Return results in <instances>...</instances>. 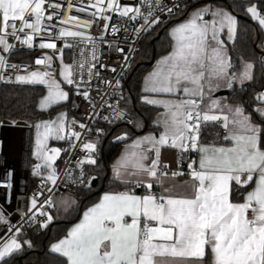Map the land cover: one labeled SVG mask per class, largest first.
<instances>
[{
	"label": "snow or ice",
	"instance_id": "6c2138e0",
	"mask_svg": "<svg viewBox=\"0 0 264 264\" xmlns=\"http://www.w3.org/2000/svg\"><path fill=\"white\" fill-rule=\"evenodd\" d=\"M46 3L52 9L63 7L51 0H0V52L12 54L15 45L9 42L10 38L31 48L36 36L55 27L53 17L61 13L48 11ZM67 7L70 11L74 5L68 3ZM87 7L95 9L93 19L61 16L56 39L64 41L66 48L73 47L67 38H79V43L92 44L91 61H97V39L111 47L113 42L106 39L105 33L110 27L113 35L119 31L115 24L110 25L108 13H118L132 21L143 19L144 24L136 29L139 34L141 29L154 30L165 22L156 14L157 9L166 18L174 9H187L188 2L177 0L168 6L163 0H155V3L141 0L132 7L121 5L119 0H94V3L89 0ZM142 7L147 8L146 13ZM78 10L83 12L86 8ZM246 14H250L264 32V13L256 3L246 6ZM97 18L104 21L98 38L79 30L91 28L98 22ZM67 24L74 25L77 30L64 27ZM225 30L228 40L234 41L238 19L227 8L210 0L169 25L170 51L159 57L144 76L139 97L142 103L157 110L153 121L156 131L135 139L128 132L115 137L118 142L131 140L125 143L112 165L110 183L122 185L123 189L102 191L97 201L83 211L78 222L51 244L50 251L58 254L60 264H264V90L254 97V111H248L243 104H231L213 97L214 91L234 90V84L243 86L255 78L253 62L241 57L239 66L233 64L225 40L221 38ZM39 47L54 50L52 54L35 59V64L43 65L44 69L14 77L16 83L45 86L47 91L39 100L38 108L48 110L69 102L71 88L65 90L63 84L74 86L75 94L91 104V81L101 74L95 64L86 61L85 50L81 49L79 62L74 59L68 64L63 59V48L57 49L55 41L41 42ZM115 50L125 51L120 47ZM128 51L132 49L129 47ZM57 58L62 81L54 75L57 69L53 68V62ZM122 59L128 62L126 55ZM261 64L264 65V57ZM99 66L108 68L103 63ZM20 67L0 55V81L12 82V75L6 74L8 69ZM23 67L27 69L26 65ZM111 71L116 69L113 67ZM122 79L121 74L114 84L112 80L100 82L111 86V95H115L122 90ZM120 99L124 97L121 95ZM116 104L113 108L109 103L110 115L101 118L109 124L121 119L133 123L127 119L126 110L119 107V101ZM95 107L92 104V108ZM76 124L80 129L92 130L75 119L69 124L64 111L54 119L34 124L33 155L42 163L34 166L33 173L41 175L39 170L43 167L47 170V181L54 186L58 178L54 163L61 151L66 150L49 149L48 140L67 139L69 146L75 147L72 138L79 140L82 134L74 130ZM207 126L222 129L210 143L201 140L202 130ZM137 127L142 125L137 124ZM95 131L97 139L83 142L81 149L85 155L74 160L79 176L67 172L69 182L79 183L88 190L95 177L89 176L85 181L84 165L98 164V140L104 134L103 128ZM163 149L175 150L176 169L162 161ZM177 177L185 179L178 182ZM136 188L144 191L137 193ZM52 203L49 197L37 208V200L32 198L28 211L36 208V212L29 219L40 228L48 227L53 217L44 210V205L52 206ZM60 203L67 211L76 201L66 198ZM36 213L46 219H37ZM0 223L8 224L2 213ZM21 235V227L14 230L8 227L7 234L0 237V264H9L24 245L32 246L31 241L22 240Z\"/></svg>",
	"mask_w": 264,
	"mask_h": 264
},
{
	"label": "built area",
	"instance_id": "2783aa9c",
	"mask_svg": "<svg viewBox=\"0 0 264 264\" xmlns=\"http://www.w3.org/2000/svg\"><path fill=\"white\" fill-rule=\"evenodd\" d=\"M52 3H59L63 7L62 9H52L48 8V4H45V7L48 8V11H58L63 15H75L80 20H89L93 19L92 13L95 11L94 8L87 7L89 4V0H51ZM94 3V0H92ZM155 3V0H152ZM177 2V0H163V3L171 6L172 3ZM179 2L183 3L185 0H179ZM188 8L182 9L181 11L173 10V14L170 17L164 16L159 9H157L156 14L161 15L162 19L165 20V23H168L173 16L178 15L182 12L189 10L190 8L202 4L206 2V0H187ZM212 3H222L226 5L230 9L229 3H256L261 9H264V0H210ZM68 3L74 5L73 9L68 10ZM121 5H128L135 7L141 3V0H119ZM81 7H85L86 10L81 12L78 9ZM231 10V9H230ZM142 11L147 12L146 7H142ZM263 13V12H262ZM111 16V20L109 21L110 25L115 24L119 29L114 35L112 34L111 27L105 33L106 39L108 41L113 42L111 47H109L108 43H101L99 39H97V43L95 45L98 60L91 61V53L90 49L93 47L92 44H83L79 43V38H67L68 42H70L73 47L66 48L64 47V41L56 39V33L61 26L59 21L61 16H54L52 23L55 27L50 28L49 30L43 31L41 35L36 36L33 42V46L29 48L27 45H22L19 41L14 39H9V42L15 45L13 49V53H20L24 56V59H11L12 56L8 53H5V56L8 57L9 62L12 64L21 65L18 70L8 69L6 74L12 75L13 81L10 83H16L14 77L16 74L25 75L27 71L31 70H43V65H36L35 59L41 57L45 54H52L54 50L52 49H41L39 44L41 42H49V40H53L57 44V49L63 48V59L65 63L71 64L75 59L79 62L81 56V49H84V57L86 61H90L91 63L96 65V68L100 72V77H93L91 81L90 88V97L91 104L88 101L84 100L83 97L75 94L74 86H69L72 92L71 104H70V112L72 114V118L68 119L67 122L70 124L73 119L78 122H83L92 129L88 131L87 129H80L79 125L76 124L73 126L75 131H80L81 137L79 140H75V147H70L68 144V149L65 155H63L60 159V163L57 169L58 178L56 180L55 186L47 181L46 176L42 175H33L31 174V168L29 164V139L28 144L25 150H22L19 143L11 138L7 140L5 144L3 137L0 134V213L4 215L8 224L0 223V237L7 234V228L12 227L13 230L16 227H21L22 234L27 231V229L33 225H38L33 223L29 217L33 212H36V208L32 209V212H29L28 209L31 207V199L35 198L37 200L36 207L39 208L40 205L47 199L53 197L56 194H63L70 197H74L79 189H87L83 185L76 183L73 184L68 181L67 172H73L74 176H79V168L76 167L74 160L77 158H83L85 152L81 149V144L88 140H96V128H104L113 126L116 124H129L125 119H121L114 123H107L101 117L109 116L111 109L108 108V104L110 103L113 108L117 106L116 102L119 101V107L121 108L122 103L125 99V89L128 76L130 75V71L132 68V61L141 50V44L144 37L147 35L143 29L140 30L139 34H137L136 29L139 28L140 25L144 24L143 19H137L136 21L129 20L127 18H122L118 13H108ZM131 15V13L129 14ZM97 23L93 24L91 28L87 29H79L90 33L94 37H99L100 33L103 29L100 27L104 23V21L99 20L97 18ZM72 30H77L74 25L67 24L64 25ZM147 27V25H145ZM27 31V30H26ZM20 35H23L21 33ZM117 47L123 48L125 51L123 53L117 52L115 49ZM129 47L132 49L131 52L128 51ZM128 57V62L122 59L123 56ZM108 65V68H100V64ZM26 65L27 69L23 66ZM124 65V67H121ZM130 65V66H129ZM59 67V59H54L53 68L58 69ZM115 68L116 71L112 72L111 68ZM123 76L122 79V90L115 95H111L112 87L101 83V80H112L113 84L115 82V78H119ZM56 75V73H54ZM85 79H87V63L85 65ZM6 83L4 81H0V84ZM9 83V82H7ZM82 90L83 86H82ZM123 96L124 99H120V96ZM92 104L96 107L92 108ZM99 114V115H97ZM127 119L132 120L131 116L127 114ZM205 129V128H204ZM204 129L202 130L201 140L202 142H213L212 139H204ZM222 132L221 129L219 131ZM103 140V135L100 136L98 140V147ZM187 164V154L185 155V163L184 170L186 171ZM176 163L173 169H176ZM84 179L87 181L89 176H94L95 179L92 181V186L95 185L98 181V175L96 172L92 170L91 165H84ZM185 178V177H181ZM51 189V191H49ZM138 191L142 193L144 190L142 188H138ZM37 193H42L41 195H36ZM53 202V201H52ZM51 207L47 204L44 205V210L50 214ZM37 219L44 220L46 217L40 216L39 213H36Z\"/></svg>",
	"mask_w": 264,
	"mask_h": 264
},
{
	"label": "trees",
	"instance_id": "16d2710c",
	"mask_svg": "<svg viewBox=\"0 0 264 264\" xmlns=\"http://www.w3.org/2000/svg\"><path fill=\"white\" fill-rule=\"evenodd\" d=\"M229 5L231 11L238 19V30L233 43L228 47V55L232 58L233 64L237 66H239V58L241 57L244 60L253 62L255 65V78L243 86L234 84V90H229L227 96L232 101L243 104L248 111H254L256 107L255 94L264 87V65L261 64V59L264 57V48L261 53L253 43L255 35H257L256 44L262 48L260 46L261 33L257 31L255 25L246 15L244 11L246 3L231 2ZM186 12L175 15L168 23L150 30L142 40L141 50L132 61V68L126 83L125 99L121 105V108L125 109L126 113L131 116L133 123L116 124L103 128V140L100 147H98L96 156L98 164L92 166V170L98 175L97 183L91 187V190L79 189L74 196L76 204L65 215L53 218L48 227L40 228L39 225L29 227L21 235V238L31 241L32 246L24 245L23 250L15 254L9 264H60L58 255L49 251V244L64 236L67 228L79 219L82 210L95 202L102 191L117 189V185L110 183L108 174L109 160L117 153L123 143L116 141L115 137L123 132H128L132 138L152 130L150 120L157 110L139 101L140 77L156 56L169 50L170 40L167 35V29L172 22L181 19ZM10 58L22 60L24 56L20 53H13ZM43 90L44 88L41 85L10 82L0 84V121L8 120L12 122L21 120L28 125H33L40 120L51 119L60 110H64L67 113V117L72 118L70 112L71 91L69 102H63L60 106H53L48 110H39L36 103ZM137 124L142 125V127H137ZM219 131L220 128L207 126L204 129L203 137L214 141L216 133ZM51 145L60 146L64 150L67 148L66 141L50 143ZM66 152L67 150L63 152L62 156ZM29 164L30 167H33L31 160Z\"/></svg>",
	"mask_w": 264,
	"mask_h": 264
},
{
	"label": "crops",
	"instance_id": "0c3cea01",
	"mask_svg": "<svg viewBox=\"0 0 264 264\" xmlns=\"http://www.w3.org/2000/svg\"><path fill=\"white\" fill-rule=\"evenodd\" d=\"M214 4H217L218 6H220V7H225V8H227L229 11H231L226 5H224V4H222V3H214ZM199 5V4H198ZM198 5H196V6H198ZM192 10V8H190L189 10H187V12L188 11H191ZM187 12L184 14V16L181 18V19H179V20H182V19H184L185 18V16L187 15ZM232 12V11H231ZM233 13V12H232ZM235 15V14H234ZM236 16V15H235ZM179 20H176V21H174V22H172L171 24H174L175 22H177V21H179ZM167 35H168V32H167ZM256 36V35H255ZM168 37H169V35H168ZM222 39H224L225 40V43H226V50H227V53H228V47L233 43V41H229L228 40V38H227V34H226V30H225V33L224 34H222V37H221ZM235 39V38H234ZM169 40H170V37H169ZM170 44H171V40H170ZM168 51H170V47H169V50ZM167 51V52H168ZM167 52L166 53H164V54H161V55H159V56H156L153 60H152V62H151V65L141 74V77H140V81H139V91H140V95L142 94V92H141V89H142V86H143V78H144V76L148 73V72H150L151 70H152V68H153V66L155 65V62H156V60L157 59H159V57H161L162 55H165V54H167ZM0 55H5V53H3V52H0ZM56 76V75H55ZM56 78H57V76H56ZM58 80V79H57ZM247 83V81L245 82V84ZM237 84V83H236ZM244 84V85H245ZM64 85H66V84H64ZM65 90H67V89H69V86L68 85H66L65 87ZM230 89H227V88H221V89H219V90H217V91H214L213 93H212V95H213V97H219V98H221V99H223V100H225L227 103H231V104H238L237 102H234V101H232V99L230 98V97H228L227 96V92L229 91ZM225 92V93H224ZM140 95H139V97H140ZM139 101H140V99H139ZM38 102H39V98L37 99V103H36V106H37V108H38ZM141 102V101H140ZM63 103V102H62ZM142 103V102H141ZM144 104V103H143ZM146 105V104H145ZM149 106V105H148ZM152 107V106H151ZM39 109V108H38ZM40 110V109H39ZM61 111H64V110H60V111H58V112H56L53 116H52V118L51 119H54L55 118V116L59 113V112H61ZM65 112V111H64ZM156 117H157V112L154 114V116L151 118V120H150V125H151V127H152V130H150V131H146V132H143V133H141V134H138V135H136V136H134V137H132V139H135L137 136H140V135H144V134H147L148 132H152V131H156V128H155V126H154V124H153V121L156 119ZM46 120H49V119H46ZM67 120H68V117H67ZM41 121V120H40ZM34 125V124H33ZM29 126H31V125H29ZM14 131H15V140L19 143V145H20V147H21V149L22 150H25L26 149V147H27V144H28V139H29V151H28V156H29V163H30V160H31V162H32V164H33V167L31 168L32 170H31V173L33 174V175H35L34 173H33V169H34V166L36 165V164H38V163H42V161H40L39 160V162H37L36 160H35V158L34 157H32V153H31V147H32V141H31V139H30V137H29V134H30V132H31V128L30 127H14ZM28 130H29V134H28ZM221 131H222V129H221ZM66 132H67V129H66ZM222 133V132H221ZM63 141H66L67 142V139L66 140H55V139H52V138H49V140H48V143H47V147L50 149V148H53V147H56V148H61V149H63L62 147H60V146H57V145H51L50 146V143H60V142H63ZM125 143H131V140H128V141H126V142H123L121 145H120V147H119V149H118V151H117V153L109 160V163H108V174H109V178H111V176H112V165H113V163L117 160V158L121 155V153H122V151H123V149H124V147H125ZM205 143H208V142H205ZM210 143V142H209ZM217 143H222V141H219V142H217ZM68 149V144H67V148L65 149V150H67ZM63 152L64 151H61V153H60V155L57 157V159H56V161H55V163H54V166L56 167V170L58 169V166H59V161H60V157L62 156V154H63ZM161 159H162V161H164V162H167L169 165H170V167L171 168H173L174 166H175V163H176V159H177V154H176V152H175V150H171V149H163L162 150V153H161ZM40 172H41V174L42 175H44V176H46L47 175V170L46 169H44L43 167L39 170ZM185 178H181V177H177L176 178V180L178 181V182H182L183 180H184ZM112 184H114V185H117L118 187H117V189H109V190H116V191H119V190H122L123 189V186L122 185H118V184H115V183H112ZM136 190V192L137 193H140L139 191H138V188H136L135 189ZM71 199V200H75V198L74 197H70V196H67V195H63V194H57V195H55L54 197H53V203H52V207H51V212H50V215L53 217V218H58V217H61V216H63V215H65L70 209H68L67 211L65 210V208H64V205H62L60 202L63 200V199ZM97 201V200H96ZM95 201V202H96ZM95 202H93V203H95ZM93 203H91L90 205H88L87 207H85L83 210H82V212H81V214H80V217L82 216V213H83V211L84 210H86V208H88V207H90ZM79 217V218H80ZM76 222H78V220L76 221ZM76 222H74V223H76ZM73 223V224H74ZM72 226V224L67 228V230L70 228ZM67 230H66V232H67ZM66 232H65V234H66ZM64 234V235H65ZM63 237V236H62ZM61 237V238H62ZM57 241V240H56ZM55 242V241H54ZM54 242H51L50 244H49V246H48V249H49V251H50V246H51V244L52 243H54ZM51 252V251H50ZM58 255V254H57Z\"/></svg>",
	"mask_w": 264,
	"mask_h": 264
},
{
	"label": "rangeland",
	"instance_id": "374dc122",
	"mask_svg": "<svg viewBox=\"0 0 264 264\" xmlns=\"http://www.w3.org/2000/svg\"><path fill=\"white\" fill-rule=\"evenodd\" d=\"M248 4H246V6H247ZM246 6H245V8H244V11H245V13H246ZM195 7H197V6H194V7H192V8H195ZM257 7H258V9H259V11H261V12H263L264 13V9H261L258 5H257ZM248 17H249V19L252 21V23L255 25V27L257 28V31H259L260 33H261V40H260V46L262 47V48H260L257 44H256V41H257V35L254 37V39H253V43L255 42V45H256V47H257V49H258V51H260L261 53L263 52V48H264V32H262L261 30H260V26L258 25V22L257 21H254L252 18H251V15L250 14H246ZM58 69H59V67H58ZM58 69H57V72H56V76H57V79L59 80V81H62V77H60L59 76V74H58ZM236 86L238 85V86H240V84L239 83H237V84H235ZM41 86H43V88H44V90H43V93H42V95L39 97V100L43 97V95H45L46 94V88H45V86L44 85H41ZM63 87H65L66 85H62ZM262 90H264V87H263V89ZM261 91V90H260ZM257 94V93H256ZM256 94H255V96H256ZM68 119H70V118H68ZM14 127H24V126H17V125H15L14 123H12L11 122V124L10 125H7V124H3L2 123V120L0 121V134H1V136L3 137V139H4V142H5V144L7 143V140L8 139H11V138H13V139H15L16 137H15V129H14ZM27 128L28 127H30L31 128V132H30V134H29V130H28V134H29V137H30V139H31V141H32V147H31V153H32V157H34L35 158V160L37 161V162H39V160H37V158L33 155V151H34V148H35V138H36V130H35V127H34V125H31V126H29V125H27L26 126ZM32 168V167H31ZM32 174V173H31ZM42 175V174H41ZM42 176H44V175H42ZM57 195V194H56ZM51 223V222H50ZM49 223V224H50ZM22 240H26V238H21Z\"/></svg>",
	"mask_w": 264,
	"mask_h": 264
},
{
	"label": "water",
	"instance_id": "95a60500",
	"mask_svg": "<svg viewBox=\"0 0 264 264\" xmlns=\"http://www.w3.org/2000/svg\"><path fill=\"white\" fill-rule=\"evenodd\" d=\"M254 46H256V45H255V42H254ZM263 53H264V52H263ZM224 93H225V92H224ZM2 123H3V124H7V125H10V124H11V122L8 121V120H2ZM14 124L17 125V126H24V127L28 125L26 122L21 121V120L16 121V123H14Z\"/></svg>",
	"mask_w": 264,
	"mask_h": 264
}]
</instances>
